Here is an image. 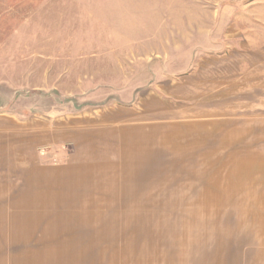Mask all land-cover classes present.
Returning <instances> with one entry per match:
<instances>
[{"label": "crops", "instance_id": "0c3cea01", "mask_svg": "<svg viewBox=\"0 0 264 264\" xmlns=\"http://www.w3.org/2000/svg\"><path fill=\"white\" fill-rule=\"evenodd\" d=\"M235 1L215 9L187 66L132 104L81 114L91 117L82 130L79 116L62 131L28 124L42 135L18 149L69 144L63 162L10 159L0 146V180L17 183L0 187V264H264V0ZM167 102L177 140L222 148L234 187H24L89 166L103 127L168 123Z\"/></svg>", "mask_w": 264, "mask_h": 264}, {"label": "rangeland", "instance_id": "374dc122", "mask_svg": "<svg viewBox=\"0 0 264 264\" xmlns=\"http://www.w3.org/2000/svg\"><path fill=\"white\" fill-rule=\"evenodd\" d=\"M232 2L237 1L0 0V146L6 143L10 159L23 152L22 162L42 154L50 163L63 162L69 144L18 149L42 135L28 124L47 122L62 131L83 113L132 104L187 66L200 30L213 28L215 9ZM163 105L168 123L103 127L89 148V166L71 170L70 178L27 181L24 187H234L238 182L223 173L222 148L178 141L173 102ZM80 118L79 129H86L91 117ZM1 151L2 160L7 156ZM16 184L0 180V187ZM255 185L264 187V181Z\"/></svg>", "mask_w": 264, "mask_h": 264}]
</instances>
